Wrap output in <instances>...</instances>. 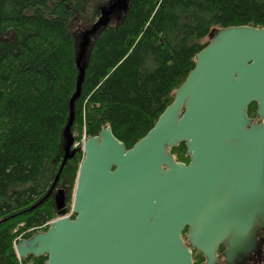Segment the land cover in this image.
I'll return each mask as SVG.
<instances>
[{
  "label": "water",
  "instance_id": "95a60500",
  "mask_svg": "<svg viewBox=\"0 0 264 264\" xmlns=\"http://www.w3.org/2000/svg\"><path fill=\"white\" fill-rule=\"evenodd\" d=\"M124 0L101 9L97 25ZM87 30L95 31L97 25ZM209 42L152 127L126 148L109 125L82 144L72 195L74 217H60L15 245L21 258L46 264H194L192 249L218 264H245L264 231V25L213 27ZM76 66L81 71L80 57ZM78 85V84H77ZM63 129L64 156L73 137L72 103ZM256 103V119L249 117ZM183 142L188 163L169 148ZM186 232L187 243L182 233Z\"/></svg>",
  "mask_w": 264,
  "mask_h": 264
},
{
  "label": "trees",
  "instance_id": "16d2710c",
  "mask_svg": "<svg viewBox=\"0 0 264 264\" xmlns=\"http://www.w3.org/2000/svg\"><path fill=\"white\" fill-rule=\"evenodd\" d=\"M113 1L0 0V264H46L45 255L19 261L13 242L57 216V188L70 207L81 151L53 183L73 96L75 140L109 125L129 148L171 103L211 28L264 25V0H124L90 40L79 71L76 29H91ZM255 111L252 102L249 117ZM169 151L188 162L183 142ZM192 258L205 261L194 249Z\"/></svg>",
  "mask_w": 264,
  "mask_h": 264
},
{
  "label": "flooded vegetation",
  "instance_id": "af4514ba",
  "mask_svg": "<svg viewBox=\"0 0 264 264\" xmlns=\"http://www.w3.org/2000/svg\"><path fill=\"white\" fill-rule=\"evenodd\" d=\"M65 154V152H64ZM183 238L184 240H186V233L185 231L183 232ZM258 238L261 239V247H260V251L257 253H253L249 260L245 263V264H259L263 257H264V231H260L258 233ZM220 264H224L223 262H220Z\"/></svg>",
  "mask_w": 264,
  "mask_h": 264
},
{
  "label": "rangeland",
  "instance_id": "374dc122",
  "mask_svg": "<svg viewBox=\"0 0 264 264\" xmlns=\"http://www.w3.org/2000/svg\"><path fill=\"white\" fill-rule=\"evenodd\" d=\"M85 28V27H84ZM83 27H79L78 29H76L77 30V32L79 31H82L83 29H84ZM79 34V33H78ZM77 37H78V42H80V38H79V35H77ZM91 40V39H90ZM90 43L91 42H89V43H87L84 47H83V49H82V51H81V58H83V60H84V58H85V56L88 54V52H89V49H90ZM68 191V190H67ZM259 264H264V257H263V259H262V261L259 263Z\"/></svg>",
  "mask_w": 264,
  "mask_h": 264
}]
</instances>
